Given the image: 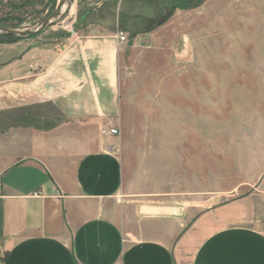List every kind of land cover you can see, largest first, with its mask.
Wrapping results in <instances>:
<instances>
[{
  "label": "crops",
  "instance_id": "0c3cea01",
  "mask_svg": "<svg viewBox=\"0 0 264 264\" xmlns=\"http://www.w3.org/2000/svg\"><path fill=\"white\" fill-rule=\"evenodd\" d=\"M118 32L0 45V264H264V175L206 207L128 189L103 134L121 109Z\"/></svg>",
  "mask_w": 264,
  "mask_h": 264
},
{
  "label": "rangeland",
  "instance_id": "374dc122",
  "mask_svg": "<svg viewBox=\"0 0 264 264\" xmlns=\"http://www.w3.org/2000/svg\"><path fill=\"white\" fill-rule=\"evenodd\" d=\"M60 1L0 0V26L38 24ZM64 12L43 40L90 22L133 42L121 50L120 135L109 147L128 189L182 190L205 207L259 190L264 0H71Z\"/></svg>",
  "mask_w": 264,
  "mask_h": 264
},
{
  "label": "water",
  "instance_id": "95a60500",
  "mask_svg": "<svg viewBox=\"0 0 264 264\" xmlns=\"http://www.w3.org/2000/svg\"><path fill=\"white\" fill-rule=\"evenodd\" d=\"M66 6H71V0H61L56 11L50 17L35 25L21 28L0 26V36L23 38L38 35L54 25L55 22H57L60 18H62L65 13L64 11ZM132 44L133 42L130 43V45Z\"/></svg>",
  "mask_w": 264,
  "mask_h": 264
},
{
  "label": "built area",
  "instance_id": "2783aa9c",
  "mask_svg": "<svg viewBox=\"0 0 264 264\" xmlns=\"http://www.w3.org/2000/svg\"><path fill=\"white\" fill-rule=\"evenodd\" d=\"M117 38L121 44H127L129 42V36L125 32H118ZM104 134L109 136H119L120 129L117 118H111L107 121L106 127L103 130Z\"/></svg>",
  "mask_w": 264,
  "mask_h": 264
},
{
  "label": "trees",
  "instance_id": "16d2710c",
  "mask_svg": "<svg viewBox=\"0 0 264 264\" xmlns=\"http://www.w3.org/2000/svg\"><path fill=\"white\" fill-rule=\"evenodd\" d=\"M21 38H16V37H7V43H11V42H16Z\"/></svg>",
  "mask_w": 264,
  "mask_h": 264
}]
</instances>
